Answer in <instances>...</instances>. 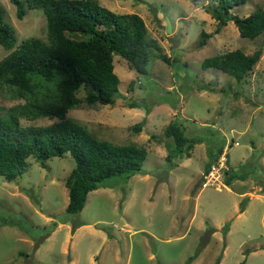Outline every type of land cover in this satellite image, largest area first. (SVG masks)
Listing matches in <instances>:
<instances>
[{"label":"rangeland","instance_id":"rangeland-1","mask_svg":"<svg viewBox=\"0 0 264 264\" xmlns=\"http://www.w3.org/2000/svg\"><path fill=\"white\" fill-rule=\"evenodd\" d=\"M210 1L218 3L99 0L116 12L139 13L170 61L154 56L143 73L114 54L120 79L116 104L81 101L67 116L99 138L144 146L142 169L105 177L76 213L66 211L64 180L75 166L69 151L44 163L29 155L14 178L0 174V264H217L218 258V264H264V30L242 37L229 20L216 31L217 19L204 6ZM0 6L15 27L16 43L30 35L45 37L40 7L27 8L19 18L10 0H0ZM259 6L264 9V0H247L231 11L244 15ZM201 30L210 35L198 46ZM237 47L246 53L261 48L244 79L201 66L206 56ZM8 52L0 44V58ZM85 94L86 88L77 91ZM17 100L0 90L1 111ZM131 101L140 104L129 106ZM55 119L21 118V123ZM171 120L196 141L190 156L168 161L172 138L164 128ZM136 122L138 131L132 127ZM220 148L229 171L202 185L211 153Z\"/></svg>","mask_w":264,"mask_h":264},{"label":"trees","instance_id":"trees-1","mask_svg":"<svg viewBox=\"0 0 264 264\" xmlns=\"http://www.w3.org/2000/svg\"><path fill=\"white\" fill-rule=\"evenodd\" d=\"M10 1L19 18L27 8L40 7L45 15L46 35H30L16 43L15 27L4 19L0 6V44L9 49L0 58V90L6 89L18 99L5 111L0 110V174L14 178L26 166L29 155L44 163L48 157L69 151L75 166L64 180L68 188L66 211L76 213L83 208L87 193L105 177L140 171L147 151L135 142L116 143L93 135L83 123L69 118L68 110L81 101L116 104L114 95L120 79L114 71V54L143 73L152 57L167 62L170 59L159 42L148 36L143 17L135 11L116 12L99 0ZM246 1L205 3V10L217 19L216 31L233 20L242 37L258 36L264 30L263 8L259 6L244 15L231 11L240 9ZM209 35L210 32L201 30L197 45H204ZM260 55L261 48L246 53L237 47L206 56L201 66L216 67L240 81L253 70ZM81 87L86 88L83 98L77 95ZM139 104L129 102V106ZM144 106L149 111L150 107ZM45 116L56 119L48 124L21 123V118L34 120ZM132 127L138 131L141 123ZM164 133L172 138L166 160L191 155L196 138L188 137L180 124L169 121ZM221 152L220 148L219 153H211L205 170ZM228 171L229 168L225 173ZM246 199L240 203L239 211L244 209Z\"/></svg>","mask_w":264,"mask_h":264},{"label":"built area","instance_id":"built-area-1","mask_svg":"<svg viewBox=\"0 0 264 264\" xmlns=\"http://www.w3.org/2000/svg\"><path fill=\"white\" fill-rule=\"evenodd\" d=\"M235 143H237V141ZM226 165H227L226 152L222 151L220 155L217 157V159L211 162L207 172L204 173L202 177L203 178L202 185H205L208 182L216 179L218 180V178L221 177V174L225 173V170L228 169Z\"/></svg>","mask_w":264,"mask_h":264},{"label":"water","instance_id":"water-1","mask_svg":"<svg viewBox=\"0 0 264 264\" xmlns=\"http://www.w3.org/2000/svg\"><path fill=\"white\" fill-rule=\"evenodd\" d=\"M165 29H166L167 32H171L172 31V23H171V21H170V19L168 17H166Z\"/></svg>","mask_w":264,"mask_h":264}]
</instances>
